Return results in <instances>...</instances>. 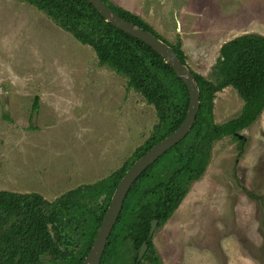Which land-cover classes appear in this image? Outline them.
Listing matches in <instances>:
<instances>
[{
	"label": "rangeland",
	"instance_id": "rangeland-1",
	"mask_svg": "<svg viewBox=\"0 0 264 264\" xmlns=\"http://www.w3.org/2000/svg\"><path fill=\"white\" fill-rule=\"evenodd\" d=\"M109 1L129 11L139 4ZM145 1L152 8L158 0ZM163 1L165 28L147 24L178 43L185 68L210 81L221 38L264 35V0ZM242 103L230 86L215 92L213 121L237 116ZM156 122L153 107L126 87V78L98 65L91 46L27 2L0 0V190L52 201L118 169ZM238 132L243 142L231 135L212 141L199 178L155 225L148 256L157 264H264V107ZM132 254L129 248L126 259Z\"/></svg>",
	"mask_w": 264,
	"mask_h": 264
},
{
	"label": "trees",
	"instance_id": "trees-1",
	"mask_svg": "<svg viewBox=\"0 0 264 264\" xmlns=\"http://www.w3.org/2000/svg\"><path fill=\"white\" fill-rule=\"evenodd\" d=\"M42 11L94 51L98 65L126 78V87L138 92L155 111L151 134L134 149L130 159L109 175L90 184L76 185L52 201L36 192L0 190V264H82L111 191L130 164L150 146L174 131L188 105V91L180 77L149 46L104 21L88 0H22ZM113 13L165 43L185 65L178 43L162 40L132 12L101 0ZM186 69L195 81L198 106L186 134L163 151L131 182L107 233L98 264H157L149 239L148 222L161 225L199 178L212 141L251 123L264 107V35L242 32L222 42L211 65L210 81ZM233 88L243 103L239 114L223 123L212 118L214 93ZM37 98L33 109L37 108ZM237 139V137H235ZM239 142H243L241 139ZM241 149V148H240ZM245 191V190H244ZM260 202V196L245 192ZM49 225V227H48ZM144 241L139 261L136 250ZM133 254L126 259L128 249ZM42 257H46L42 260Z\"/></svg>",
	"mask_w": 264,
	"mask_h": 264
},
{
	"label": "water",
	"instance_id": "water-1",
	"mask_svg": "<svg viewBox=\"0 0 264 264\" xmlns=\"http://www.w3.org/2000/svg\"><path fill=\"white\" fill-rule=\"evenodd\" d=\"M88 1L104 21L108 22L110 25L121 30L122 32L142 41L156 54H158L162 58L163 62H165L171 68L172 72L183 80L188 91L187 110L181 124L174 131L154 143L142 155L135 159L124 171L120 179L115 183L104 213L96 228L95 236L85 257L81 261L82 264H98V259L103 248L105 238L115 220L126 190L130 186L131 182L134 181V179L145 169L148 164L157 158L163 151L180 140L189 130L194 121V116L198 106V92L193 77H191V74L185 68V66L178 62L169 46L159 39L153 37L148 32L117 16L101 0ZM36 112V110L33 111L32 120L36 116ZM233 135L237 137V139L242 137L241 132L239 134L238 131L234 132ZM155 225V219L149 220L146 239L150 238ZM144 249L145 242L142 241L136 250L135 260L139 261Z\"/></svg>",
	"mask_w": 264,
	"mask_h": 264
},
{
	"label": "crops",
	"instance_id": "crops-1",
	"mask_svg": "<svg viewBox=\"0 0 264 264\" xmlns=\"http://www.w3.org/2000/svg\"><path fill=\"white\" fill-rule=\"evenodd\" d=\"M153 1V0H152ZM163 0H158L155 2V6L150 8V6L147 5L145 0H139V4L136 6L135 10H132L130 12H132L133 14L137 15L139 18H142L144 20L145 23H148V20H154L155 22L159 23L162 27L165 28L164 25H162L161 23H167L168 17L164 15V13L162 11H159V9L162 8L163 6ZM119 6V5H118ZM121 8H124L123 4L121 3ZM123 6V7H122ZM125 9V8H124ZM127 10V9H126ZM129 11V10H128ZM172 11V10H171ZM173 12V11H172ZM147 15V18H145L144 16ZM173 17L175 19L174 13H173ZM149 25V24H148ZM150 26V25H149ZM179 27V26H178ZM176 29V28H175ZM179 30V29H178ZM185 31V30H184ZM183 31V36L184 38L186 37L185 32ZM207 36H211L213 38V32H212V28H209V30L206 32ZM181 37V30H180V36ZM182 38V39H184ZM223 38L220 39L219 42L216 43V48L218 49V46L220 45L219 43L224 42L222 40ZM228 40V39H227ZM226 41V40H225ZM214 42V41H213Z\"/></svg>",
	"mask_w": 264,
	"mask_h": 264
}]
</instances>
